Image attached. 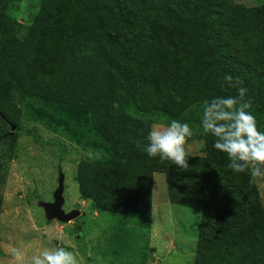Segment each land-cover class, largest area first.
Returning a JSON list of instances; mask_svg holds the SVG:
<instances>
[{"label":"trees","instance_id":"obj_1","mask_svg":"<svg viewBox=\"0 0 264 264\" xmlns=\"http://www.w3.org/2000/svg\"><path fill=\"white\" fill-rule=\"evenodd\" d=\"M172 40L188 45L190 63L171 55ZM226 74L243 81L264 131V2L40 0L27 24L0 0V100L18 92L45 102L51 112L42 116L52 129L82 111L112 152L79 163L81 197L122 225L147 228L153 174L163 172L171 203L202 205L195 264H264V210L254 205L245 175L214 148L215 137L206 134L204 162L186 172L136 145L147 143L153 117L202 127V115H184L195 99L236 96ZM32 108L27 115L39 119Z\"/></svg>","mask_w":264,"mask_h":264},{"label":"rangeland","instance_id":"obj_2","mask_svg":"<svg viewBox=\"0 0 264 264\" xmlns=\"http://www.w3.org/2000/svg\"><path fill=\"white\" fill-rule=\"evenodd\" d=\"M230 1L247 6L264 2ZM39 6L40 0H9L10 12L27 24L38 13ZM169 43L176 60L190 63L192 54L185 42ZM0 104L18 124L16 132H19L17 138L15 134L10 136V125L0 115V264H31L32 256L58 245L76 253L79 264H195L202 205L171 203L165 173L153 174L154 214L150 226L140 227L134 221L122 225L121 217L95 209L91 200L83 199L79 191L76 181L79 163L103 161L112 156L104 139L91 129L86 113L81 111L70 125L52 129L53 124L42 116L51 112L45 102L16 92L13 97L0 100ZM28 106H33L32 111L39 119L27 115ZM204 106L202 100L195 99L184 116L202 115ZM151 121L168 123L170 119L153 117ZM190 126L194 136L188 158L189 165L195 166L206 158V134L203 127ZM243 174L254 205L264 210V179L251 182L249 173ZM61 176H64L63 209L81 212L80 232L73 221L63 223L49 218L41 205L54 201ZM13 249L23 254V262L15 258Z\"/></svg>","mask_w":264,"mask_h":264},{"label":"clouds","instance_id":"obj_3","mask_svg":"<svg viewBox=\"0 0 264 264\" xmlns=\"http://www.w3.org/2000/svg\"><path fill=\"white\" fill-rule=\"evenodd\" d=\"M228 87L236 88V96H218L206 102L202 113L205 134L215 137L214 148L227 155L228 168L236 173L248 172L252 178L264 179V131L252 112V100L238 77L226 74ZM223 87V85H222ZM116 104L114 107H118ZM194 136L189 123L171 119L168 123L154 122L147 134V143L137 140V147L150 158L171 161L182 172L189 171L190 141ZM154 214V206H152ZM15 258L23 262V254L13 249ZM31 264H79L76 253L64 246L44 249L31 257Z\"/></svg>","mask_w":264,"mask_h":264},{"label":"water","instance_id":"obj_4","mask_svg":"<svg viewBox=\"0 0 264 264\" xmlns=\"http://www.w3.org/2000/svg\"><path fill=\"white\" fill-rule=\"evenodd\" d=\"M1 117L10 125V136H14L17 131L18 124L10 120L1 110ZM64 193V176H61L59 181V186L54 193V201L53 202H43L41 205L44 208L47 216L52 219H57L60 222L67 223L75 221L77 224V232H80L82 229V221L79 218L81 216V212L79 210H73L71 212H66L63 209L65 199L63 197ZM80 235L78 234L77 237Z\"/></svg>","mask_w":264,"mask_h":264},{"label":"flooded vegetation","instance_id":"obj_5","mask_svg":"<svg viewBox=\"0 0 264 264\" xmlns=\"http://www.w3.org/2000/svg\"><path fill=\"white\" fill-rule=\"evenodd\" d=\"M80 218V217H79ZM73 223L75 224V227H77V224H76V222L75 221H73Z\"/></svg>","mask_w":264,"mask_h":264}]
</instances>
